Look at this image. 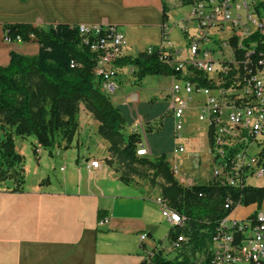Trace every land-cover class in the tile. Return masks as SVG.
Masks as SVG:
<instances>
[{"label": "crops", "instance_id": "obj_1", "mask_svg": "<svg viewBox=\"0 0 264 264\" xmlns=\"http://www.w3.org/2000/svg\"><path fill=\"white\" fill-rule=\"evenodd\" d=\"M176 5H180L178 1ZM168 22L163 20L162 0H0V66H9L12 53L32 57L40 50L37 42L5 41V24L31 23L44 29L58 23L114 24L128 42L121 59L137 56L139 48L145 49L142 46L146 45L147 52L161 44L163 26ZM170 32L171 29L169 42L178 51ZM178 52L177 59L188 56V52L185 56H181V50ZM117 67L119 89L113 95L119 91L121 94L116 97L117 104L111 102L124 117L125 132L140 133L148 154L139 157L155 159L167 155L169 160L170 154L175 156L179 139L175 136L169 96L172 74L168 75V100L162 102L157 92L141 89L148 80L157 86L161 75L138 80L134 76L136 67L131 66L126 75L121 73L126 66ZM133 81L139 85L133 86ZM168 110L171 116L165 115ZM77 134L67 148L64 142L59 145L63 160L60 172L49 173L53 163L46 167L47 176L34 181L28 180L25 172L19 191L14 190L13 180L0 183V264H143L148 251H161L158 248L167 239L172 224L161 212L157 202L160 196L156 197L146 186L122 181L116 170L94 158L90 147L78 142ZM208 136L213 146L211 134ZM235 143L239 147L244 144ZM40 151L36 149L37 153ZM249 151L256 155L261 145L253 143ZM43 157L47 156L37 158L39 166ZM94 160L99 162L98 168L91 166ZM183 179L182 185L194 184ZM257 207L264 209V201L260 206H238L231 216L245 217ZM142 234L147 235L145 240L141 239Z\"/></svg>", "mask_w": 264, "mask_h": 264}, {"label": "trees", "instance_id": "obj_2", "mask_svg": "<svg viewBox=\"0 0 264 264\" xmlns=\"http://www.w3.org/2000/svg\"><path fill=\"white\" fill-rule=\"evenodd\" d=\"M177 1L182 6L196 2ZM162 6L163 20L167 21L172 9L169 0H162ZM4 29L13 41L20 37L21 42H37L40 50L32 57L12 53L9 66H0V183L13 180L16 191L24 183L23 156L16 149L15 136L34 135L50 153L62 142L67 148L77 132L79 103L85 102L101 121L98 133L109 141L108 150L123 164H149L156 176L165 179L159 198L186 218L183 225L172 226L167 235L173 257L156 251L153 264H212L211 239L219 222L232 211L225 208L227 198L232 199L233 208L238 202L260 206L264 201V186L239 189L228 186L226 180L184 186L175 179L167 155L155 159L139 157L141 135L137 131L125 132L121 111L111 102L110 95L101 90L93 73L95 55L84 43L79 24L58 23L44 29L31 23H9ZM251 41H257V33ZM72 61L78 65L72 67ZM116 63L120 67H136L134 76L138 80L175 73L171 66L159 60L156 51L126 56ZM258 155L264 165V148ZM107 163L112 165V160ZM132 166L129 171L135 173ZM125 171L120 178L130 184L131 178Z\"/></svg>", "mask_w": 264, "mask_h": 264}, {"label": "built area", "instance_id": "obj_3", "mask_svg": "<svg viewBox=\"0 0 264 264\" xmlns=\"http://www.w3.org/2000/svg\"><path fill=\"white\" fill-rule=\"evenodd\" d=\"M261 3L264 0L196 1L190 7L188 20H197L198 29L190 35L189 26L183 28L189 41L185 59L176 58L179 52L167 36L169 24L163 26L161 44L147 49L148 53L156 51L159 60L175 70L169 94L175 136H182L191 96L200 93L204 100L197 106L198 117L208 126L216 153L213 180H226L228 186L229 181H237L239 189L249 186L250 178H261L264 173L263 162L260 169L248 168V160L254 155L249 145L257 143L261 151L264 148V48L261 45L264 44V18L253 14ZM213 28L229 29L232 34L227 39L216 38L211 34ZM79 32L95 55L93 73L101 90L110 96L115 94L119 89L116 61L127 45L126 35L114 24H80ZM250 33H257V42H248ZM4 39L13 41L7 34ZM16 41L21 42V38ZM229 48L230 57H227ZM77 65L72 61V67ZM215 71H218L216 79L210 76ZM236 141L244 144L236 146ZM183 151L184 146L179 144L174 155ZM137 152L148 154L142 143ZM221 164H228V179H221ZM91 166L98 168L99 163L92 161ZM171 169L175 179L185 184L175 163ZM157 202L172 226L185 223L186 218L180 217L179 212L169 209L160 198ZM241 205L238 202L233 208L229 197L225 202V208L232 211L219 222L211 239L212 264H264V209L257 207L245 217H232L234 209ZM146 238V234L141 235L142 240ZM155 252L148 251L143 264H153Z\"/></svg>", "mask_w": 264, "mask_h": 264}, {"label": "rangeland", "instance_id": "obj_4", "mask_svg": "<svg viewBox=\"0 0 264 264\" xmlns=\"http://www.w3.org/2000/svg\"><path fill=\"white\" fill-rule=\"evenodd\" d=\"M171 8L170 19L168 18V24H170L171 32L170 37L171 41L176 44V49L182 51L181 56H185L189 50V41L187 40V35L183 32V28L185 26H189L191 33H195L198 29V22L195 19H191L188 22L190 5H176L177 0H170ZM263 6V7H261ZM262 8V9H261ZM245 11H243L244 13ZM262 13V14H261ZM255 17L262 16L264 18V3L259 5L258 10L254 13ZM211 34L216 38H228L232 31L226 29L224 31H219L216 28L211 30ZM162 42V41H161ZM141 44H144L141 43ZM160 45V44H157ZM127 46V45H126ZM125 46V47H126ZM145 47L139 48L141 49L137 54L146 52ZM124 50V49H123ZM230 48L226 53L227 57H230ZM137 55V56H138ZM135 56V57H137ZM131 65H126L125 68L122 69L121 73L123 75L130 74ZM152 76V75H150ZM212 78H218V71H215L210 74ZM139 82L133 81V86ZM170 78L166 74H161L160 80L156 81V84H153V80H148L144 85H141V89H149V92H157V97L160 98L162 102L168 100V88L170 86ZM127 84V83H125ZM153 90V91H152ZM159 90V91H158ZM121 91H119L115 96L111 95L110 100L117 104L119 102L116 97H120ZM204 96H195L193 95V101L191 102L190 110L187 113V123L182 129L181 138L178 139V144L176 147L181 144L185 147V151L177 153L175 156L170 154L169 164L174 165V163L178 166L179 169V177L186 178L188 182H193L194 184H207L210 183L212 176V164L214 161V157L216 153L213 150V146L209 139V131L208 126L201 122L198 117L199 110L197 106L199 105V101L203 100ZM79 118H78V128H77V136L79 137L78 142L80 144H86L87 147H90V153L93 154L94 158L102 159L106 164H108V160H112V165H110L114 170L117 171L118 174H124L127 170L131 181L136 184L146 186L153 194L157 197L158 195L162 197V188L165 185V179L161 176H156L154 170L150 167L149 164H134L129 165L127 163H122L116 155L111 153L109 148V141L103 138L99 133L98 129L101 125V121L95 116V114L87 107L85 102L79 103L78 110ZM166 116H171V112L168 110L165 114ZM5 130H3L4 132ZM9 132H13L12 128L8 129ZM126 131V130H125ZM128 132V131H127ZM2 131L0 130V135ZM76 136V135H75ZM75 138V137H74ZM76 144V143H75ZM15 145L17 151L23 156V164H24V174L27 173L28 180H36L40 178L42 175L47 176L46 167L50 166L53 163V167L50 174L53 171H59V166L62 161V151H59V145L57 144L53 148L52 151L41 145L34 135H25V136H15ZM39 148L40 153L36 152V149ZM83 153V152H82ZM41 156L43 157V161L39 166L37 163V158ZM50 156V157H48ZM129 166H132L136 171H129ZM43 177V176H42ZM10 180H6L4 182H8ZM178 181V180H177ZM180 185L182 183L178 181ZM188 183V184H189ZM248 184L252 186L262 187L264 186V177L257 178L253 177L248 180ZM164 199V198H163ZM165 218V217H164ZM166 220V218H165ZM161 249L165 253V255L169 258H172L174 253L171 251L170 243L168 239L164 240L161 243V246L158 248Z\"/></svg>", "mask_w": 264, "mask_h": 264}, {"label": "bare ground", "instance_id": "obj_5", "mask_svg": "<svg viewBox=\"0 0 264 264\" xmlns=\"http://www.w3.org/2000/svg\"><path fill=\"white\" fill-rule=\"evenodd\" d=\"M263 4V3H261ZM263 7V6H261ZM262 9V8H261ZM262 14V13H261ZM254 35V33H250L248 34V42H257V41H251V37ZM128 43V42H127ZM137 154L139 156H146V155H140L139 152H137ZM97 161V160H94ZM92 162V161H91ZM90 162V164H91ZM98 162V161H97ZM99 163V162H98ZM261 159L259 158V155H252L251 156V160H248V168H252V169H260L261 168ZM99 167V166H98ZM264 176V173L261 175V177ZM221 178L224 179H228V164H221ZM229 184L237 187V181H229ZM162 201V198H160ZM165 201V200H164ZM166 206V205H165ZM172 207L170 206L169 209H171ZM178 212V211H177ZM180 217H184L179 213Z\"/></svg>", "mask_w": 264, "mask_h": 264}, {"label": "water", "instance_id": "obj_6", "mask_svg": "<svg viewBox=\"0 0 264 264\" xmlns=\"http://www.w3.org/2000/svg\"><path fill=\"white\" fill-rule=\"evenodd\" d=\"M161 253V251H159Z\"/></svg>", "mask_w": 264, "mask_h": 264}]
</instances>
